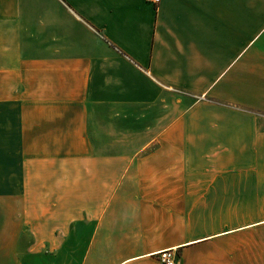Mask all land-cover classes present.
Masks as SVG:
<instances>
[{"label": "crops", "instance_id": "obj_1", "mask_svg": "<svg viewBox=\"0 0 264 264\" xmlns=\"http://www.w3.org/2000/svg\"><path fill=\"white\" fill-rule=\"evenodd\" d=\"M264 264V0H0V264Z\"/></svg>", "mask_w": 264, "mask_h": 264}, {"label": "built area", "instance_id": "obj_2", "mask_svg": "<svg viewBox=\"0 0 264 264\" xmlns=\"http://www.w3.org/2000/svg\"><path fill=\"white\" fill-rule=\"evenodd\" d=\"M154 4H158L160 0H147ZM160 260L162 264H174L175 263V257L172 252V250H165L160 253Z\"/></svg>", "mask_w": 264, "mask_h": 264}]
</instances>
